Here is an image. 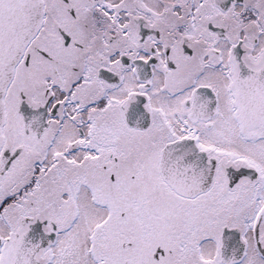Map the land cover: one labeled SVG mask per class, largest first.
<instances>
[{"label": "snow or ice", "instance_id": "obj_1", "mask_svg": "<svg viewBox=\"0 0 264 264\" xmlns=\"http://www.w3.org/2000/svg\"><path fill=\"white\" fill-rule=\"evenodd\" d=\"M0 264H264V0H0Z\"/></svg>", "mask_w": 264, "mask_h": 264}]
</instances>
